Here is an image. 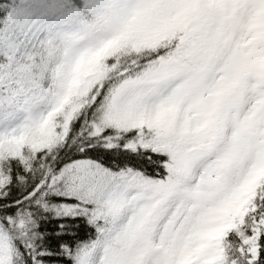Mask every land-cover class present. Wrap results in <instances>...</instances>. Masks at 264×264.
Segmentation results:
<instances>
[{"label": "snow or ice", "instance_id": "6c2138e0", "mask_svg": "<svg viewBox=\"0 0 264 264\" xmlns=\"http://www.w3.org/2000/svg\"><path fill=\"white\" fill-rule=\"evenodd\" d=\"M0 264H264V0H0Z\"/></svg>", "mask_w": 264, "mask_h": 264}]
</instances>
